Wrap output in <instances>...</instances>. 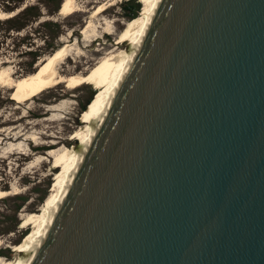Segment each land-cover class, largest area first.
Listing matches in <instances>:
<instances>
[{
  "label": "water",
  "instance_id": "95a60500",
  "mask_svg": "<svg viewBox=\"0 0 264 264\" xmlns=\"http://www.w3.org/2000/svg\"><path fill=\"white\" fill-rule=\"evenodd\" d=\"M21 264H264V0H155Z\"/></svg>",
  "mask_w": 264,
  "mask_h": 264
},
{
  "label": "rangeland",
  "instance_id": "374dc122",
  "mask_svg": "<svg viewBox=\"0 0 264 264\" xmlns=\"http://www.w3.org/2000/svg\"><path fill=\"white\" fill-rule=\"evenodd\" d=\"M8 1L0 0V11L10 5L7 4ZM35 1L25 0L18 10ZM78 1L81 9L68 15L58 12L48 15L45 11L54 5L47 1L48 7L43 9L42 17L34 22H27L20 30L15 28L23 23L24 19H1V65L11 66L14 77L28 75L36 71L40 62L50 55L46 53L48 48L54 44L57 48L65 44L68 52L65 51L58 58L57 71L63 76L68 75L70 70L76 73L85 72L84 68L91 67L92 64L85 63V56L82 54H88L95 48L105 52L111 45L114 46L119 32L130 20L127 17L131 11L130 6L139 2L137 15L143 7L142 0H133L126 5L123 4L126 0ZM98 5L106 9L96 15L94 9ZM9 12L14 13L12 10ZM44 20L46 24L43 23ZM88 21L91 26L94 25L92 27L95 30L89 27V24L88 29L86 28L88 34L83 35L81 29ZM104 29L110 30L112 34H105ZM59 32L61 33L57 36ZM82 35L86 40H83ZM91 39L93 41L89 48L85 44ZM36 54L39 56H35ZM95 56V60H98L103 53ZM60 61L62 62L59 63ZM97 91L92 82L74 89H68L62 82L41 93L24 96L17 94L14 88L0 86V189L17 192L0 198V232L18 222L17 230L0 233L1 264L16 259L17 252L13 251V245L22 241L32 227V224H26L28 213L40 210L55 181L57 170L51 169L52 157L41 163L38 161L40 156L48 152V144L54 139V134L60 132L69 137L75 128L83 125L86 106ZM60 102L66 103L67 106L63 114L48 110L52 104ZM61 115H65L66 119H49ZM10 143L20 144V148L12 149L9 147ZM14 194H20V197ZM17 205H20V208L14 215L13 209Z\"/></svg>",
  "mask_w": 264,
  "mask_h": 264
},
{
  "label": "bare ground",
  "instance_id": "6f19581e",
  "mask_svg": "<svg viewBox=\"0 0 264 264\" xmlns=\"http://www.w3.org/2000/svg\"><path fill=\"white\" fill-rule=\"evenodd\" d=\"M142 1L143 7L141 13L128 20L125 27H123L119 32L117 41L114 46L111 45L105 52H102L101 49L95 48V50L91 49L88 54H82L83 56H85V63L92 64L91 67L84 68L86 70L85 72L83 71L80 73H76L74 70H70V73L68 75L63 76L61 75L62 73L60 74L59 71H57L56 65L58 64V58H60L66 51L65 44L59 46L55 51L52 52V54L44 58L43 61L40 62L39 68L28 75L14 77L15 75L13 76L14 71L12 67L2 66L0 63V86L14 88L17 91V94H23L24 96H28L29 94L34 93H41L42 91H45V89L51 86L58 85L62 82L65 83V86L68 89H74L78 86L90 84L91 82L98 89L96 94L91 98L86 106L83 125L75 128L71 132V136L69 137L64 136L60 132L54 134V139L48 144V152L45 153V155L40 156L38 161L41 163H43L44 160H46L48 157H52L53 160L51 169L57 170L54 178L55 181L48 196L42 203L40 210L37 212L28 213L26 224H32V227L22 241L13 245V251L15 250L17 252L16 259L9 260L5 264H21L22 253L27 251L29 243H32L35 240L38 233L40 232V229H42L46 219L48 218L51 209L57 203L66 184V181L76 165L80 148L89 140L92 125L97 121L99 113L103 111L108 96L111 92H113V89L120 77V73L126 59L127 50L136 42L139 32L145 23L147 15L150 13L155 2V0ZM99 5L94 9V13L96 15L101 14L106 9ZM80 6L81 5L78 0H62L58 13L61 15H68L76 10H80ZM9 16H12L10 12L0 11V20L5 19ZM89 24V27L94 26H91L90 21H88V23L81 29V33H83V35L88 34L86 28ZM105 29V34H112L110 30L107 31ZM83 35L82 37H84ZM83 40H86V38L84 37ZM92 41L93 39L88 40V43H86L85 46L90 48L92 45ZM102 53L103 56L98 60H95V55ZM61 62L62 61H60L59 63ZM66 107V103L60 102L52 104L48 108V110L63 114L62 112ZM57 118L63 120L66 119L65 115L49 119L55 120ZM18 145L20 144L10 143L9 147L15 149L19 147ZM12 193L17 192H11L9 189H0V198L6 197Z\"/></svg>",
  "mask_w": 264,
  "mask_h": 264
},
{
  "label": "trees",
  "instance_id": "16d2710c",
  "mask_svg": "<svg viewBox=\"0 0 264 264\" xmlns=\"http://www.w3.org/2000/svg\"><path fill=\"white\" fill-rule=\"evenodd\" d=\"M47 1L52 2L53 3V7L48 8L47 11H45L48 15H52L54 13H57L59 11L60 8V4L62 2V0H36L33 3H29L26 4L23 8H21L17 13L13 14L12 16H9L7 18H5L8 21H20L23 20L24 22L21 23L20 25H18L15 30H20L21 28H23L26 23L28 22H34L36 20H38L40 17H42V13H43V9H47ZM133 0H126L124 1V5L132 2ZM25 3V0H9L7 2V4H10L9 6L5 7L3 9V11L9 12L10 10L15 11L18 8L21 7V5H23ZM44 7V8H43ZM130 13L128 14V19H132L133 17H135L139 11V2H135V4L133 6H130ZM44 24H46V20L43 21ZM72 27V26H70ZM61 32H59L57 34V36H59ZM55 49H57V47L55 46H51L50 48H48V50L46 51V53L51 54ZM35 56H39V54H36ZM16 195V197H20V194H14ZM18 208H20V205H17V207H15L13 209V214L16 215ZM18 222L14 223L13 226L9 227V228H5L3 231H1L0 233H6L9 231H15L18 229L17 227Z\"/></svg>",
  "mask_w": 264,
  "mask_h": 264
}]
</instances>
